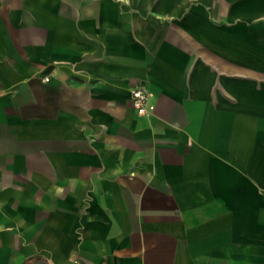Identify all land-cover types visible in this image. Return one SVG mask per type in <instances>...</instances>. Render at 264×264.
<instances>
[{
    "label": "crops",
    "instance_id": "crops-1",
    "mask_svg": "<svg viewBox=\"0 0 264 264\" xmlns=\"http://www.w3.org/2000/svg\"><path fill=\"white\" fill-rule=\"evenodd\" d=\"M0 264H264V0H0Z\"/></svg>",
    "mask_w": 264,
    "mask_h": 264
},
{
    "label": "built area",
    "instance_id": "built-area-1",
    "mask_svg": "<svg viewBox=\"0 0 264 264\" xmlns=\"http://www.w3.org/2000/svg\"><path fill=\"white\" fill-rule=\"evenodd\" d=\"M50 77L46 76L44 82H50ZM134 106L141 116H150L155 110L152 102V93L145 86L136 87L131 92Z\"/></svg>",
    "mask_w": 264,
    "mask_h": 264
}]
</instances>
